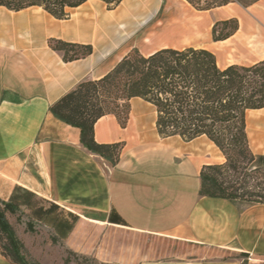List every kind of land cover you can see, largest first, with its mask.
<instances>
[{
  "label": "crops",
  "instance_id": "0c3cea01",
  "mask_svg": "<svg viewBox=\"0 0 264 264\" xmlns=\"http://www.w3.org/2000/svg\"><path fill=\"white\" fill-rule=\"evenodd\" d=\"M165 1L123 0L107 10L88 0L63 20L38 7H0V201L32 211L56 242L105 264H264V205L198 195L202 168L224 162L207 138H160L154 107L132 99L124 128L112 115L93 127L97 144H123L110 167L81 146L79 129L50 113L77 84L100 79L138 49L139 26ZM199 13L210 29L238 21L233 36L214 44L247 49L258 37L247 64L222 67L264 59V0ZM51 39L92 53L64 62ZM246 129L251 152L264 158V108L247 113ZM0 264L13 263L0 253Z\"/></svg>",
  "mask_w": 264,
  "mask_h": 264
},
{
  "label": "trees",
  "instance_id": "16d2710c",
  "mask_svg": "<svg viewBox=\"0 0 264 264\" xmlns=\"http://www.w3.org/2000/svg\"><path fill=\"white\" fill-rule=\"evenodd\" d=\"M88 0H0V7L18 12L38 7L63 20L67 10ZM114 10L123 0H98ZM198 12L236 3L247 8L260 0H184ZM238 30L231 18L213 24V43L225 41ZM51 50L64 62L89 56L90 45L51 39ZM140 99L154 107L155 127L160 138L179 137L190 142L207 138L221 152L222 164L204 166L199 174L200 197L221 198L264 205V158H256L249 147L246 117L264 108V59L250 65H219L216 55L201 47H166L150 54L132 48L98 80H85L50 107L58 121L79 129L80 144L90 154L114 167L122 143L97 144L94 124L112 115L124 128L130 101ZM263 160V165L256 163ZM20 215L15 203L0 201V253L13 264H31L6 214ZM19 217V216H18ZM33 232L31 222L25 224ZM55 240V239H53Z\"/></svg>",
  "mask_w": 264,
  "mask_h": 264
},
{
  "label": "rangeland",
  "instance_id": "374dc122",
  "mask_svg": "<svg viewBox=\"0 0 264 264\" xmlns=\"http://www.w3.org/2000/svg\"><path fill=\"white\" fill-rule=\"evenodd\" d=\"M202 16L184 0L165 1L157 11L156 18L139 26L143 29L145 37L141 35L135 44L142 54H148L165 46L173 48L201 47L214 51L218 56L220 66L231 62L247 64L250 61L247 54L251 49L254 50L256 46H259L258 37H251V42H248L250 48L247 49L234 45L225 47L214 44L209 28L211 19L204 20L201 18ZM256 165H263V160L257 161ZM31 203L34 208L41 206V203L36 200ZM6 217L23 246L27 261L31 264H105L92 256L73 253L64 244L53 240L52 233L45 231L42 224L34 221L32 211H21L20 215L7 213ZM27 222H31L33 232H28L25 229Z\"/></svg>",
  "mask_w": 264,
  "mask_h": 264
}]
</instances>
